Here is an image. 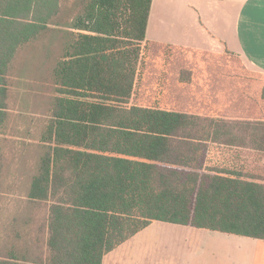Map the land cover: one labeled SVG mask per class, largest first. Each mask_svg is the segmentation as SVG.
Wrapping results in <instances>:
<instances>
[{
    "label": "trees",
    "instance_id": "16d2710c",
    "mask_svg": "<svg viewBox=\"0 0 264 264\" xmlns=\"http://www.w3.org/2000/svg\"><path fill=\"white\" fill-rule=\"evenodd\" d=\"M61 1L0 0V171L12 61L51 24L63 40L27 194L46 203L45 254L11 244L0 264H101L154 220L264 239V180L208 157L264 153V120L131 102L152 0H74L70 18Z\"/></svg>",
    "mask_w": 264,
    "mask_h": 264
},
{
    "label": "rangeland",
    "instance_id": "374dc122",
    "mask_svg": "<svg viewBox=\"0 0 264 264\" xmlns=\"http://www.w3.org/2000/svg\"><path fill=\"white\" fill-rule=\"evenodd\" d=\"M61 2L68 7L70 18L75 13L74 0ZM55 27L51 24L39 38L24 45L12 61L10 112L1 142V255L11 244L17 249L28 246L30 256L45 254L46 203L33 204L27 194L44 151L40 135L55 94L51 70L63 44ZM263 90L264 73L248 67L238 55L147 43L131 102L225 119L264 120ZM239 150L210 145L209 162L239 168L244 175L264 180V153L253 155L247 163L235 162L232 155Z\"/></svg>",
    "mask_w": 264,
    "mask_h": 264
},
{
    "label": "crops",
    "instance_id": "0c3cea01",
    "mask_svg": "<svg viewBox=\"0 0 264 264\" xmlns=\"http://www.w3.org/2000/svg\"><path fill=\"white\" fill-rule=\"evenodd\" d=\"M145 38L148 43L238 55L264 73V0H152ZM240 150L232 155L235 162L247 163L262 154ZM101 264H264V239L154 220L106 253Z\"/></svg>",
    "mask_w": 264,
    "mask_h": 264
}]
</instances>
